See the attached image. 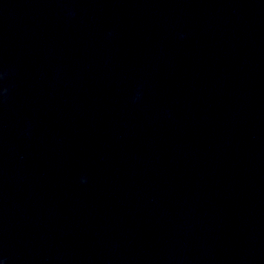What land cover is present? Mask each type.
I'll return each mask as SVG.
<instances>
[{
  "label": "clouds",
  "instance_id": "9594fccd",
  "mask_svg": "<svg viewBox=\"0 0 264 264\" xmlns=\"http://www.w3.org/2000/svg\"><path fill=\"white\" fill-rule=\"evenodd\" d=\"M4 91L6 92L7 90L5 89Z\"/></svg>",
  "mask_w": 264,
  "mask_h": 264
}]
</instances>
